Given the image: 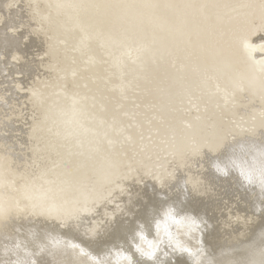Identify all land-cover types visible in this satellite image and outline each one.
Returning a JSON list of instances; mask_svg holds the SVG:
<instances>
[{"label":"bare ground","instance_id":"bare-ground-1","mask_svg":"<svg viewBox=\"0 0 264 264\" xmlns=\"http://www.w3.org/2000/svg\"><path fill=\"white\" fill-rule=\"evenodd\" d=\"M0 264H264V0H0Z\"/></svg>","mask_w":264,"mask_h":264},{"label":"rangeland","instance_id":"rangeland-1","mask_svg":"<svg viewBox=\"0 0 264 264\" xmlns=\"http://www.w3.org/2000/svg\"><path fill=\"white\" fill-rule=\"evenodd\" d=\"M259 53L263 54V51L258 50Z\"/></svg>","mask_w":264,"mask_h":264},{"label":"water","instance_id":"water-1","mask_svg":"<svg viewBox=\"0 0 264 264\" xmlns=\"http://www.w3.org/2000/svg\"><path fill=\"white\" fill-rule=\"evenodd\" d=\"M252 241V239H250ZM237 246V245H236ZM235 247V246H234ZM261 256V255H260Z\"/></svg>","mask_w":264,"mask_h":264}]
</instances>
